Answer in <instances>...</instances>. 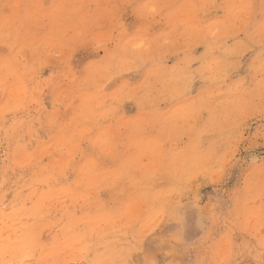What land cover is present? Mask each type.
I'll return each instance as SVG.
<instances>
[{
	"label": "rangeland",
	"instance_id": "obj_1",
	"mask_svg": "<svg viewBox=\"0 0 264 264\" xmlns=\"http://www.w3.org/2000/svg\"><path fill=\"white\" fill-rule=\"evenodd\" d=\"M0 264H264V0H0Z\"/></svg>",
	"mask_w": 264,
	"mask_h": 264
},
{
	"label": "bare ground",
	"instance_id": "obj_2",
	"mask_svg": "<svg viewBox=\"0 0 264 264\" xmlns=\"http://www.w3.org/2000/svg\"><path fill=\"white\" fill-rule=\"evenodd\" d=\"M257 153V152H256ZM254 155V154H253ZM259 157H261V155L259 156ZM252 160V159H251ZM256 162V161H255ZM254 163V162H253Z\"/></svg>",
	"mask_w": 264,
	"mask_h": 264
}]
</instances>
